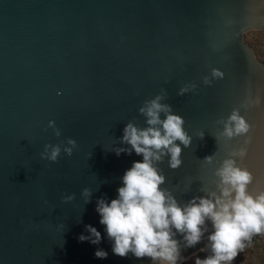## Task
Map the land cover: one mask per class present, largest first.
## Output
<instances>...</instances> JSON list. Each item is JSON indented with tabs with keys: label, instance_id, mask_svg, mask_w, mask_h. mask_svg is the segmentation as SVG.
Returning a JSON list of instances; mask_svg holds the SVG:
<instances>
[{
	"label": "water",
	"instance_id": "water-1",
	"mask_svg": "<svg viewBox=\"0 0 264 264\" xmlns=\"http://www.w3.org/2000/svg\"><path fill=\"white\" fill-rule=\"evenodd\" d=\"M261 2L0 0V264H162L114 255L96 211L143 161L115 150L131 149L122 143L128 123L149 126L139 109L158 95L191 138L188 147L175 141L178 168L170 154L152 161L166 196L180 207L219 196L216 172L226 159L252 174L250 194L264 190V64L241 39L264 26ZM181 88L188 91L180 95ZM233 110L248 131L228 138L222 133ZM68 138L78 145L71 157L41 159L45 144L67 146ZM89 224L99 244L79 240ZM201 230L200 243L186 249L184 234L172 229L181 257L210 243V219ZM98 249L106 259L96 258Z\"/></svg>",
	"mask_w": 264,
	"mask_h": 264
},
{
	"label": "clouds",
	"instance_id": "clouds-1",
	"mask_svg": "<svg viewBox=\"0 0 264 264\" xmlns=\"http://www.w3.org/2000/svg\"><path fill=\"white\" fill-rule=\"evenodd\" d=\"M260 6L264 7V0ZM262 28L264 26L245 30L241 34L242 42L246 32ZM212 75L223 78L224 74L213 69ZM205 83H210L207 77ZM186 91L187 88H181L179 94L183 95ZM161 99L163 96L158 95L155 99L145 101V106L139 109L147 117V128L138 129L132 123L124 127L122 143L131 145V149L119 148L115 154L131 155L135 151L137 155L143 156V161H134L132 167L126 170L122 177L123 186L117 189L116 199L109 202L100 198L97 201L99 223L105 226L107 237L113 242L114 255L126 257L131 252L136 258L150 257L153 262L177 264V260H182L184 264L187 258L181 257L177 241L172 238V229L184 234L187 242L185 248H191L200 243L203 235L201 229L208 218L214 231L208 236L209 245L200 251L210 254L203 258L196 255L194 264H233L254 236L264 235V190L255 196L250 194L248 186L253 181L252 174L247 169L236 167L235 161L226 159L216 172L222 185L219 196L211 193L209 197H196L184 207L178 206L171 196H166L160 189L164 177L153 167L152 161H159L163 155L170 154V167L178 168L182 163V149L175 141L179 140L188 147L191 138L183 128L182 117L172 114L171 107L161 104ZM161 113L165 116L163 120L160 118ZM47 127L53 130L56 137L61 136V130L54 121L50 120ZM247 131V123L237 110H233L224 123L222 135L231 138ZM66 145L64 142L45 144L40 153L41 159L56 162L62 151L71 157L78 147L77 141L68 138ZM205 160L210 161L211 157H205ZM84 195H89L88 189L84 190ZM85 228L89 235L81 234L79 240L99 244L101 233L90 224L85 225ZM95 256L106 259L108 253L98 249ZM240 264H248L247 256Z\"/></svg>",
	"mask_w": 264,
	"mask_h": 264
},
{
	"label": "rangeland",
	"instance_id": "rangeland-1",
	"mask_svg": "<svg viewBox=\"0 0 264 264\" xmlns=\"http://www.w3.org/2000/svg\"><path fill=\"white\" fill-rule=\"evenodd\" d=\"M244 41L247 43V45L249 44L248 46H250L252 50L254 49L258 51L260 60L262 59V61H264V31L250 30L244 34ZM259 236L260 239L252 241L246 247L245 251L237 256L233 264H240V262L244 259L245 256H247L248 258V264H264V235H259ZM207 254H210V252L205 253L199 251L193 254L192 256H190L189 258H187L184 264H194V257L196 255L206 256ZM181 264H183V262Z\"/></svg>",
	"mask_w": 264,
	"mask_h": 264
},
{
	"label": "trees",
	"instance_id": "trees-1",
	"mask_svg": "<svg viewBox=\"0 0 264 264\" xmlns=\"http://www.w3.org/2000/svg\"><path fill=\"white\" fill-rule=\"evenodd\" d=\"M261 31V30H260ZM264 31V30H263ZM249 45V44H248ZM250 47V46H249ZM253 52H254V54H255V56L258 58L259 57V53H258V51H256V50H254L253 49ZM259 60H260V57L258 58ZM261 61V63H264V61H262V59L260 60ZM259 236V235H258ZM258 236H254L253 238H252V241H255V240H259L260 239V236L258 237Z\"/></svg>",
	"mask_w": 264,
	"mask_h": 264
},
{
	"label": "built area",
	"instance_id": "built-area-1",
	"mask_svg": "<svg viewBox=\"0 0 264 264\" xmlns=\"http://www.w3.org/2000/svg\"><path fill=\"white\" fill-rule=\"evenodd\" d=\"M198 256H200L201 258H203L205 255L204 256L203 255H198Z\"/></svg>",
	"mask_w": 264,
	"mask_h": 264
}]
</instances>
